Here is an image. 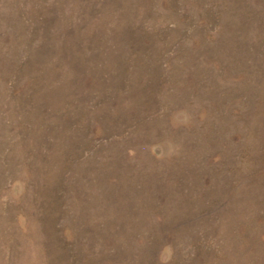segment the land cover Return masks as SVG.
<instances>
[{"label":"rangeland","instance_id":"rangeland-1","mask_svg":"<svg viewBox=\"0 0 264 264\" xmlns=\"http://www.w3.org/2000/svg\"><path fill=\"white\" fill-rule=\"evenodd\" d=\"M0 264H264V0H0Z\"/></svg>","mask_w":264,"mask_h":264}]
</instances>
